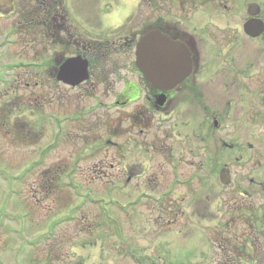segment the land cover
Wrapping results in <instances>:
<instances>
[{
  "label": "rangeland",
  "instance_id": "374dc122",
  "mask_svg": "<svg viewBox=\"0 0 264 264\" xmlns=\"http://www.w3.org/2000/svg\"><path fill=\"white\" fill-rule=\"evenodd\" d=\"M16 2L6 15L0 1V264H264V44L243 30L255 0H63L59 19L113 47L96 63L44 36H66L47 2ZM142 15L201 39L195 85L164 112L129 44ZM76 56L89 79L57 81L52 64Z\"/></svg>",
  "mask_w": 264,
  "mask_h": 264
},
{
  "label": "water",
  "instance_id": "95a60500",
  "mask_svg": "<svg viewBox=\"0 0 264 264\" xmlns=\"http://www.w3.org/2000/svg\"><path fill=\"white\" fill-rule=\"evenodd\" d=\"M250 9V15L256 16L258 10ZM245 34L257 38L264 32V23L251 19L244 27ZM135 65L145 82L156 91H167L181 84L192 71V58L189 49L180 41H174L159 30L143 35L136 44ZM89 62L81 56L64 61L57 72V81L75 86L88 80ZM165 95H157V107L164 106ZM221 183L230 184V171L220 173Z\"/></svg>",
  "mask_w": 264,
  "mask_h": 264
},
{
  "label": "flooded vegetation",
  "instance_id": "af4514ba",
  "mask_svg": "<svg viewBox=\"0 0 264 264\" xmlns=\"http://www.w3.org/2000/svg\"><path fill=\"white\" fill-rule=\"evenodd\" d=\"M0 1H2L3 5L6 4V0H0ZM7 1H9L10 4L8 5V10H7L8 13L6 15H11V14L16 12V8H17L16 3L17 2H16V0H7ZM171 1L176 2L177 0H171ZM31 2H34L35 4H43V5L45 4V2H47L45 4V6H47V11H46L47 13L45 16L47 21H51V19L54 20L56 23L61 22V20H62V22L67 21V19L65 20V18L67 17V14H63L62 16H60L61 19L58 18L59 14H60L59 11H63L64 13H66V11L64 10L65 8L63 5V0H31ZM252 7H255L256 8L255 10H258V14L256 16L250 15V9ZM20 8H21V13H22V14H20L21 20L23 19V21L24 20L33 21V19H27V18H28V16H33L34 11L31 10L30 7L27 8L26 6H20ZM2 15H5V13H2V14L0 13V17ZM251 19H256V20H259L262 23H264V10H263L261 3L257 2V0H255L254 3H251L247 9V21L244 23L243 30H244L245 24ZM161 25L167 27L166 23H162ZM54 27H56L54 24H52V28H50V25H49V32L48 33H49V35H52V37L54 35V33L52 32V30L55 29ZM62 27H64V24H62L61 28ZM169 27H170V29H172L174 31L175 39L172 38L171 36H169L166 32L165 33L163 32V33L166 34L168 37H170L172 40L180 41L181 43L186 45V47L191 52L192 71H191L190 75L181 84H179L178 86H176L175 88H173L171 90L156 91V90L152 89L146 83L148 88H149V94L151 95V99H152V103H153L154 108L157 111H161V112H164L165 109L167 108L166 106L170 105L174 100L179 99L180 94H182L183 87H184V89L193 88V86L196 83V78L198 76V73H199V70L201 67L200 63H201V59H202V53L200 50L201 39L199 37L195 36L196 33L194 31L191 30V33H192L191 34L188 31L181 29L180 27H177V26L176 27L169 26ZM178 31H180L181 34ZM56 32H57L56 33L57 36H58V34L60 35L59 31L56 30ZM248 38H250V37H248ZM250 39H252V38H250ZM254 40H257V41L264 44V32L259 37L255 38ZM54 66H55V63L52 64L53 70H55ZM226 69L228 70V68H226ZM57 72H58V70L55 71V76L57 75ZM228 75H230V74H228ZM128 94L130 96H128ZM159 94L160 95L163 94L166 97V102H165L164 106H162V107H157V105H156V98H157V95H159ZM260 95L264 97V80H263V84L261 85V88H260ZM137 97H140V96H133L132 93L126 92L124 95H122L120 97V99H123V101L128 102V104H130ZM124 105H126V104H124ZM134 113L135 112L131 113L130 115H132ZM250 114L254 115V114H257V112H252ZM251 146H252V144H251ZM224 169H228L230 171V184L224 185V186L229 187L231 185V182H232L231 169L229 166H225L222 170H224ZM220 182H221V179H220ZM232 246L230 245V247H232ZM213 250H214V247H213Z\"/></svg>",
  "mask_w": 264,
  "mask_h": 264
},
{
  "label": "trees",
  "instance_id": "16d2710c",
  "mask_svg": "<svg viewBox=\"0 0 264 264\" xmlns=\"http://www.w3.org/2000/svg\"><path fill=\"white\" fill-rule=\"evenodd\" d=\"M142 17H144V15H142ZM143 20L146 23V25L143 28V30L140 31V33H138L137 35L141 36V35L149 32L151 30H160L164 33L166 32L169 36H171L172 38L175 39V37H174L175 33L172 29H170L169 26L166 27V26H163L161 24L157 25V23L149 21V20H152V18L149 19V18L144 17ZM40 24L44 26L47 24V22L43 21ZM63 24H64V32L66 33L65 34L66 36H63L62 34H60V35L58 34V36H57V34H56L57 32L54 29V30H52V32L54 33L53 41H56L57 39H59V42L64 44L67 41L69 42V40H70V42H72L71 41L72 39H76V43H70L69 42V46H72L74 44V46L77 45V46L82 47L83 49L87 50L91 55L94 54L96 57V58H94L95 63H96V59H101L102 55H106V53L111 52V50L113 49V47L109 46L108 41L107 42L88 41V40L83 39L81 36H78L76 31L73 29V27L70 26L68 20L64 21ZM38 25H39V23H38ZM48 32H49V26L46 29V33L44 34V36H47L49 34ZM178 32H180V31H178ZM180 34H181V32H180ZM137 35L134 36V38L129 42L130 45L135 46L136 41L138 39ZM60 63H62V61L55 63V66H54L55 70L54 71L58 70ZM142 113L143 112L137 111L136 113L130 115L129 117L134 122H136V121L140 122L141 119H139V116L142 115ZM12 132L14 133L15 131L13 130ZM16 136H17V134H16Z\"/></svg>",
  "mask_w": 264,
  "mask_h": 264
}]
</instances>
